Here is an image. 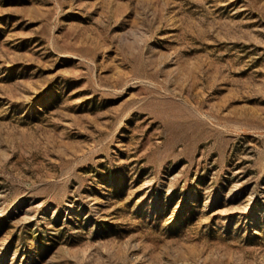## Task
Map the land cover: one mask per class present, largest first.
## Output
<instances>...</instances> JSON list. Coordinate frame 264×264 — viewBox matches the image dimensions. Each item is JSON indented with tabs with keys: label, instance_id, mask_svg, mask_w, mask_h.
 I'll list each match as a JSON object with an SVG mask.
<instances>
[{
	"label": "rangeland",
	"instance_id": "1",
	"mask_svg": "<svg viewBox=\"0 0 264 264\" xmlns=\"http://www.w3.org/2000/svg\"><path fill=\"white\" fill-rule=\"evenodd\" d=\"M0 264H264V0H0Z\"/></svg>",
	"mask_w": 264,
	"mask_h": 264
}]
</instances>
